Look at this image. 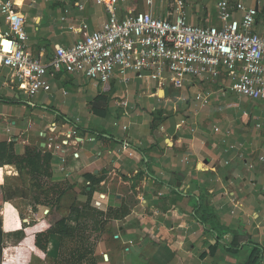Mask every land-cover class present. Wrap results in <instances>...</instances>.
<instances>
[{"label": "crops", "instance_id": "1", "mask_svg": "<svg viewBox=\"0 0 264 264\" xmlns=\"http://www.w3.org/2000/svg\"><path fill=\"white\" fill-rule=\"evenodd\" d=\"M22 1L17 11L26 16L27 47L44 62L73 46L82 24L99 31L109 17L95 0ZM177 1L120 0L118 14L151 13L173 22ZM182 1L190 25H220L222 0ZM243 3L259 11L254 31H263L264 0ZM242 18V12L231 17ZM7 30L0 11V31ZM127 77V83L115 76L100 85L64 71L48 74L50 92L30 99L0 67V149L26 155L32 149L26 144L39 135L57 140L77 132L66 153L46 149L33 166L35 173L50 171V178L41 177L59 198L53 224L70 211L102 213L84 223L98 264L109 257L114 264H156V253L163 264H264V101L230 91L235 82L225 68L188 77L182 88L133 71ZM3 169L15 172L14 165ZM69 198L68 209L61 207ZM38 222L39 234L52 227L50 219ZM16 243L14 237L8 245ZM61 245V236L51 234L42 252L34 238L33 253L8 259L10 249H3L2 263L58 264Z\"/></svg>", "mask_w": 264, "mask_h": 264}, {"label": "built area", "instance_id": "2", "mask_svg": "<svg viewBox=\"0 0 264 264\" xmlns=\"http://www.w3.org/2000/svg\"><path fill=\"white\" fill-rule=\"evenodd\" d=\"M119 1L95 0L109 16L102 29L90 32L88 25L82 24L76 43L56 49L44 62L27 47L26 16L17 11V0H0L8 29L0 31V67L9 70L13 88L31 99L40 92H50L47 75L62 71L100 85L115 76L127 83V75L133 71L140 79L161 85L168 81L182 88L188 77L216 75L225 68L235 82L230 91L242 98L264 101V29L254 31L258 26L257 9L246 8L243 0H222L218 4L220 25L195 27L187 22L182 0L176 3L173 22L151 13L120 16ZM77 7L84 9L83 5ZM234 12H242V20L231 19ZM48 139L49 149L64 154L77 139V132L71 130L57 140ZM128 147L127 143L123 145L124 149Z\"/></svg>", "mask_w": 264, "mask_h": 264}, {"label": "rangeland", "instance_id": "3", "mask_svg": "<svg viewBox=\"0 0 264 264\" xmlns=\"http://www.w3.org/2000/svg\"><path fill=\"white\" fill-rule=\"evenodd\" d=\"M36 139L37 141L32 140L29 145H26L33 149V151L31 149V155H34L32 159L35 158L38 161L37 156L41 155L44 150L49 149L46 146L49 139L44 137V135H39ZM44 143L45 147L43 148L41 144ZM29 159L30 157L27 155L22 154L16 156L15 154L12 160L14 163L10 165L15 166L17 176H14V171L4 170L3 168L6 163H2L1 161L0 201H3V205H0V228L2 229L6 242L5 246H2V250L10 249V251H6L8 259H19L33 253V250H29V247L32 245L33 239L43 229L39 225V220L46 221L50 219L51 226H54L52 217H54L53 209L57 205L55 203L56 198L47 197L45 194L47 189L51 192L54 187L51 186L52 182L50 180L41 177L45 176L46 178H50V171L46 173L41 171L42 174L35 173L34 167H31ZM73 199H64L63 205L61 204V200V207L68 209ZM47 203H52L53 208L47 207ZM40 205L42 206L41 208L38 207ZM78 205L81 206L82 203H78ZM44 211L47 212L46 215H42ZM48 224L50 223L48 222ZM33 228L35 229L32 231ZM14 237L17 239V243L9 246L8 244H10V241Z\"/></svg>", "mask_w": 264, "mask_h": 264}, {"label": "trees", "instance_id": "4", "mask_svg": "<svg viewBox=\"0 0 264 264\" xmlns=\"http://www.w3.org/2000/svg\"><path fill=\"white\" fill-rule=\"evenodd\" d=\"M5 102H11L9 100L4 99ZM13 102H16L15 100ZM1 147V144H0ZM4 150L2 151V149ZM2 149H0V167H1V161L2 163H6V165H10L14 163L12 160L15 155H13L12 149H10V152L7 151L6 145L2 146ZM31 149H28L26 151V155L30 157V165L33 167L35 163L37 162V159H32L34 155H31ZM39 159V155L37 156ZM11 160V161H10ZM35 160V161H34ZM5 165V166H6ZM54 187V186H53ZM54 189L49 192L47 189L46 195L47 197L50 196V198H55L54 195ZM53 196V197H52ZM59 198H56L55 203H58ZM0 205H3V201H0ZM47 207H53L52 203H47ZM93 210V209H92ZM78 211H80L78 209ZM104 215L100 213L99 211H91V213H73V211H70V213L57 222L53 227L46 230V232L41 233L36 236L35 238V246L40 249L42 252L47 251V247L43 246V242L48 243V239L51 234H57L60 235L62 238V245H61V251H60V257L57 261L58 264H98L93 258V255L95 254L96 250V244H91L88 236H87V228L85 220L89 219L91 217L99 220ZM82 219V222H81ZM68 221H74L77 223L76 229H70L67 225ZM78 239V240H77ZM80 239L82 241H80ZM79 241L81 244H79ZM3 233L2 229L0 228V264H2V256H3ZM157 253L154 255L153 260L156 262V264H163L160 259L156 256ZM104 264H114L111 257H109V260L107 262H103ZM257 264V262L255 263Z\"/></svg>", "mask_w": 264, "mask_h": 264}]
</instances>
